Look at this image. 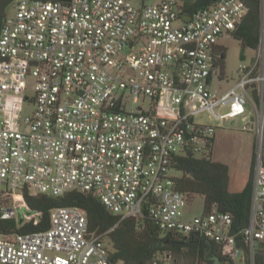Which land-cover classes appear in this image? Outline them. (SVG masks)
I'll use <instances>...</instances> for the list:
<instances>
[{"label":"built area","instance_id":"obj_1","mask_svg":"<svg viewBox=\"0 0 264 264\" xmlns=\"http://www.w3.org/2000/svg\"><path fill=\"white\" fill-rule=\"evenodd\" d=\"M149 1L14 3L0 32V220L29 222L26 195L87 193L121 220L147 213L164 232L201 235L254 264L264 243V38L223 89L219 40L246 0L190 17L184 0ZM234 119L256 139L247 252L230 214L185 217L189 198L171 175L177 157L209 153ZM104 235L83 210L57 208L45 231L0 233V264H111Z\"/></svg>","mask_w":264,"mask_h":264},{"label":"trees","instance_id":"obj_2","mask_svg":"<svg viewBox=\"0 0 264 264\" xmlns=\"http://www.w3.org/2000/svg\"><path fill=\"white\" fill-rule=\"evenodd\" d=\"M16 1L0 0V32L8 16L9 7ZM43 1L68 3L71 0ZM213 4V0H184L183 10L186 16L190 17L198 10ZM246 5V16L231 34L240 44L242 61L246 60V50L258 49L264 17V0H246ZM218 53L221 54L220 73L224 76L226 51L219 46ZM212 141L216 142V135ZM173 169L181 173L175 180V188L188 197H202L203 214L217 211L232 216V233L239 235L238 246L247 252L240 234L250 220L254 161L250 178L237 192L229 190L230 169L226 164L212 160V149L199 157H177ZM25 200L30 213L35 216L19 229L15 220H0V233L15 231L28 234L45 231L51 226L53 210L76 207L86 213L91 232L106 234L104 238L110 247L111 264H149L159 257L169 258L173 264H237L223 255L220 245L201 235L164 232L147 213L141 221L133 218L121 220L108 212L100 200L91 194L70 192L62 197L26 195ZM254 264H264V243H258L256 246Z\"/></svg>","mask_w":264,"mask_h":264},{"label":"rangeland","instance_id":"obj_3","mask_svg":"<svg viewBox=\"0 0 264 264\" xmlns=\"http://www.w3.org/2000/svg\"><path fill=\"white\" fill-rule=\"evenodd\" d=\"M154 2L149 1L148 4ZM14 14V4L8 9V15ZM261 36L264 38V17L261 24ZM219 44L226 51L225 58V74L221 75L224 83L223 89L231 87L238 78V69L242 64H250L257 55L256 51L246 50V60L240 59L241 47L231 35H224L220 38ZM216 87V85H215ZM133 107V106H132ZM29 112L30 110H26ZM202 121L206 125L212 124L207 118L203 117ZM242 122L240 119L226 121L224 129H220L216 133V142L212 147V160L226 164L230 169L229 190L236 192L242 189L250 178L251 166L256 157V139L252 132L242 130ZM252 128V126H251ZM174 177H180L181 173L172 171ZM254 175V170H253ZM189 206L185 209V217L192 218L203 214V198L200 196L188 197ZM163 258V257H159ZM164 259V258H163ZM237 264H245L242 260H237Z\"/></svg>","mask_w":264,"mask_h":264},{"label":"water","instance_id":"obj_4","mask_svg":"<svg viewBox=\"0 0 264 264\" xmlns=\"http://www.w3.org/2000/svg\"><path fill=\"white\" fill-rule=\"evenodd\" d=\"M217 0H213V2H216ZM28 215H30V213H28Z\"/></svg>","mask_w":264,"mask_h":264},{"label":"crops","instance_id":"obj_5","mask_svg":"<svg viewBox=\"0 0 264 264\" xmlns=\"http://www.w3.org/2000/svg\"><path fill=\"white\" fill-rule=\"evenodd\" d=\"M237 192V191H236Z\"/></svg>","mask_w":264,"mask_h":264}]
</instances>
